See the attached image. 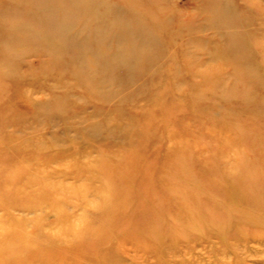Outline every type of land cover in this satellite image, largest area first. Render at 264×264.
Instances as JSON below:
<instances>
[{
	"label": "rangeland",
	"instance_id": "1",
	"mask_svg": "<svg viewBox=\"0 0 264 264\" xmlns=\"http://www.w3.org/2000/svg\"><path fill=\"white\" fill-rule=\"evenodd\" d=\"M260 1L262 10H252L255 18L247 33L264 46V0ZM174 2L183 10V20L193 17L197 22L201 1ZM6 3L0 0V10ZM7 17L0 18V26L14 22L13 16ZM205 33L201 39L206 41L212 34ZM173 47L179 50V45ZM226 47L219 42L211 48L218 57L203 66L206 58L198 56L199 47L187 57L177 55L175 64L168 58H136L130 63V79L118 69L114 77L101 80L113 97L107 93L100 99L86 92L88 79L81 63L64 76L42 51L17 49L13 53L25 58L16 60L19 77L12 78L4 73L9 53L0 50V264H264V207L253 204L247 191L254 185L237 181L239 175L246 178L249 169L264 166V127L256 126L264 122V71L259 69L258 77L232 74L233 66L257 70L264 54L248 65L232 64L221 50ZM147 48L150 54L157 52L155 46ZM26 58L32 60L31 67L24 64ZM192 58L200 74L209 72V83L195 86L202 80L193 79ZM47 76L54 78L49 82L54 89L29 85L32 95L17 96L24 80ZM58 77L63 79L60 85ZM119 93L123 102L116 97ZM101 105L110 119L97 112ZM172 148L179 150V167L167 156ZM183 160L193 162L182 164ZM199 160L202 169L208 162L212 168L219 163V171L228 170L223 175L213 169L211 176L202 178L201 187L193 188L205 211L212 204L217 208L207 211V219L222 224L229 217L221 212L225 209L231 215H250L252 223L208 230L202 222L197 225L205 228L201 238H186V231L168 232L163 226L156 232L153 215L145 220L142 214L151 208L154 212L160 200L168 209L173 190L168 191L170 182L163 186L164 176L177 168L200 174L194 164ZM260 187L256 193L264 194V182ZM48 190L49 200L38 199ZM56 205L66 207L65 220ZM98 210L104 212L100 218L94 214ZM132 212L130 219L115 222V213ZM150 227L151 233L145 229ZM238 229L243 237L235 233Z\"/></svg>",
	"mask_w": 264,
	"mask_h": 264
},
{
	"label": "bare ground",
	"instance_id": "2",
	"mask_svg": "<svg viewBox=\"0 0 264 264\" xmlns=\"http://www.w3.org/2000/svg\"><path fill=\"white\" fill-rule=\"evenodd\" d=\"M7 1L5 8L0 10V18L13 16L14 22L9 24L8 27L0 26V50L4 54L8 52V56L5 54L7 56L6 60H11V66L8 65L4 73L12 78L19 77V65L16 60L24 59L25 57L21 55L22 53L16 55L13 52L17 49L22 51L25 48L31 49L33 47V49L42 51V55L48 57V62L54 63L57 67L56 71L64 74V76L70 67L77 63L83 64L86 70L82 75H85L88 79V86L85 90L86 92H94L99 99L107 93L113 97L111 91L110 93L105 90L107 87L104 86L101 80L114 77L118 69L124 71L130 79L133 73L130 63L136 58H143L144 61L152 59L154 62L168 58L174 62V58L177 55L187 57L190 55L192 48L199 47L201 52L198 53V56L202 57L205 55L206 58L203 63L201 62V66H203L214 60L215 56L218 57V54L214 55L212 53L211 48L216 49L219 42L225 44V47L227 45L226 48L221 50L224 51V55L229 59L228 62L232 64H234L233 61H237L238 64L243 62L248 65L255 58L264 54V46L261 42L254 40L247 33L252 27L255 18L254 15L252 17V10H262L260 0H199L202 4L198 5L199 8H197V22L193 17L189 20H183L184 12L177 7L175 0H14V3H11V0ZM31 18L35 22L31 21ZM204 33L205 35L208 33L212 35L209 39L207 37L205 41L201 39V35ZM176 45H179L178 51L173 49V46ZM151 46L156 47V53L150 54V49L147 47ZM194 56L197 55L195 54ZM66 58L67 61H65ZM0 60H2L1 56ZM31 61L27 59L24 64L31 67ZM189 61L193 68V79L199 77L202 80L200 84L195 82V86L199 87L209 83V72L206 71L205 74H200L198 69L201 67L197 66L196 58L189 59ZM260 64V67L256 68L257 70L251 69L252 67L233 66L232 74L241 73L258 77L262 68L264 71V59ZM177 67L175 69L176 72H178ZM1 72L3 73L2 68ZM13 74L15 76H11ZM68 75L79 77L80 73H68ZM40 79L42 80L27 78L24 83L21 80L16 81L23 83L22 87L17 89V96L25 97L24 92L32 95L26 88L29 85L47 90L54 89V86L50 84V80L54 79L52 76ZM29 80L31 81L28 82ZM56 80L59 85L63 82V79L59 77ZM121 94L119 93L116 97L123 102L124 99L121 98ZM100 107L96 109L97 112L107 118V110L102 108L103 105ZM59 109L60 105L57 110ZM108 119L110 118L106 120ZM256 124V126L264 127V122H256ZM240 128L241 126L238 127V130ZM249 129L251 127L246 128V130ZM248 132L241 134L240 139L245 138L249 134ZM245 142L247 141H241V144ZM249 142L252 144L254 140L252 139ZM178 152V148L168 149L167 151V156L176 161L177 167L180 165L179 161L176 160L179 158ZM192 162L190 160L181 161L182 164L187 165ZM194 164L195 166L199 165L200 170H202L199 171L200 174L196 170L197 175L193 176L190 175L191 171L188 173L185 169L180 170L177 168L174 170L170 169L166 173L167 178L164 176L163 186L168 187L166 182H170L169 184L171 185L168 187V191L173 190L169 194L171 196L166 206L168 209L163 208V202L160 200L154 212L151 208L144 212V215L142 214L145 220H149L151 215H153L154 222H151L154 223L155 231L158 232L162 226L166 227L168 232L176 229L180 231L181 229L183 232H187V235L186 232L185 235L186 238H189L191 234L200 236L206 233L205 228H197V225L199 226L202 222L207 225L206 229L208 230L228 228L234 223L238 225H240L239 223H252L253 218L250 215L240 216L235 211L233 212L235 216L232 214V217L225 209H222L221 212L228 213L229 217L227 220L224 219L222 224H216V222L207 219V211L211 213L217 208L212 204L209 208L205 206L207 208V211H205L201 207L203 205L201 199L198 198L197 193L193 192V188L201 187L202 178L211 176L213 169L223 175H226L228 170L226 167H221L219 171V163H214L212 168L207 162V169H202V160H199V162L195 161ZM231 166H233L232 163H230ZM172 173L176 177H174L175 179ZM248 173L246 178L244 175H239L237 181L240 180L243 185L244 183L246 185H254L247 191L254 198L253 204L259 202L261 203L259 206L264 207V194L256 193L255 191L259 190L264 182V166L260 167V169H249ZM51 195L52 192L49 190L46 193L41 191L38 199L40 198V200L46 202ZM12 199L15 202L17 195L12 196ZM30 199L33 198L31 197ZM191 200H195V206L191 204ZM190 204L193 208L190 207ZM172 206H175L174 209L178 208V210L173 212ZM65 208L57 206V210L61 214V220H65L63 215ZM167 212H169V215ZM94 214L100 218V216L104 215V212L98 210ZM237 215L240 217L238 218ZM132 216L133 212L130 216L115 213L114 219L115 222H118L120 218L130 219ZM234 217L237 219H234ZM145 229H148L150 233L152 231L151 227ZM237 232L240 233L238 236L243 237V233L239 229L235 233Z\"/></svg>",
	"mask_w": 264,
	"mask_h": 264
}]
</instances>
